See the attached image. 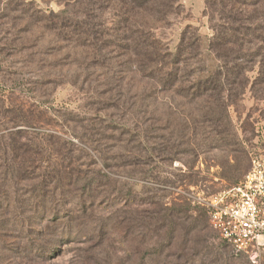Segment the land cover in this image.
<instances>
[{"label":"rangeland","instance_id":"obj_1","mask_svg":"<svg viewBox=\"0 0 264 264\" xmlns=\"http://www.w3.org/2000/svg\"><path fill=\"white\" fill-rule=\"evenodd\" d=\"M212 1L178 0L163 22L140 11L128 24L76 1L0 0V264H250L210 227L206 204L264 158V62L242 81L232 59L218 60ZM183 31L200 43L192 82L220 68V98H184V78L164 91L134 54L149 38L171 55ZM219 103L227 149L224 126L204 122L212 105L223 116Z\"/></svg>","mask_w":264,"mask_h":264},{"label":"trees","instance_id":"obj_2","mask_svg":"<svg viewBox=\"0 0 264 264\" xmlns=\"http://www.w3.org/2000/svg\"><path fill=\"white\" fill-rule=\"evenodd\" d=\"M70 2H77L81 7L92 10H100L104 8L114 12L123 11L126 23H133L132 18L134 14L140 11L154 12L158 17L159 22L165 21L174 9H176L178 0H68ZM89 6V7H88ZM211 14L209 16L210 28L213 32V39L209 49L212 50L218 60L223 64L227 58L233 60L237 65L241 79L247 70V65L262 59L264 62V55L260 51L264 49V0H213L209 4ZM134 26V25H133ZM138 34V33H136ZM139 35V34H138ZM156 42L147 38V41L134 42V54L137 52L148 62L153 64L151 78H159L164 91L174 92L176 84L182 79L188 83V86L183 91L184 98L192 100H199L210 97L212 93H216L219 98L223 92V72L219 68L216 73L207 76L206 78L198 79L197 82H192L196 71L193 69L194 65H200L198 56L200 55V43L198 36L189 31H183L180 35L179 44L175 53L168 54L164 52L160 57L156 51ZM168 64V71L163 72L159 70L158 63ZM173 65L171 66V64ZM182 68V69H180ZM223 69H227L225 65ZM183 74L181 75V72ZM201 71V70H200ZM198 71V73L200 72ZM186 75V76H183ZM243 81V79H242ZM245 85L241 86V95L244 93ZM224 109V114L220 119L215 118V111L219 109L218 104L212 105L207 109V116L204 122L210 125L224 126L226 130L222 133L223 138L219 142L222 149L230 148L235 143L227 142V134L229 135L232 124L228 117L229 105L219 103ZM232 136V135H231ZM208 142L216 143L211 139ZM207 145H209L207 143ZM217 147V146H216ZM235 164V171L240 177L246 170L247 155L238 151L232 158ZM250 163V160H249ZM229 164V161L226 163ZM229 166V165H228ZM250 167V165H249ZM230 168V166H229ZM190 166L187 167L189 174ZM249 169L247 170L248 173ZM246 172V171H245ZM246 173V174H247ZM244 175V177L246 176ZM240 178L231 181L230 185L240 183ZM244 179V178H243ZM185 206H188L186 204ZM225 243V242H224ZM229 246V245H228ZM230 247V246H229ZM242 255V254H241ZM244 256V255H243Z\"/></svg>","mask_w":264,"mask_h":264},{"label":"built area","instance_id":"obj_3","mask_svg":"<svg viewBox=\"0 0 264 264\" xmlns=\"http://www.w3.org/2000/svg\"><path fill=\"white\" fill-rule=\"evenodd\" d=\"M206 205L210 227L219 238L250 264H258L264 248V158L250 157L244 179Z\"/></svg>","mask_w":264,"mask_h":264}]
</instances>
